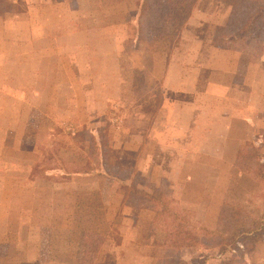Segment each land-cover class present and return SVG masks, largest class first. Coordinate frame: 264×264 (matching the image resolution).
Returning a JSON list of instances; mask_svg holds the SVG:
<instances>
[{"label":"rangeland","instance_id":"rangeland-1","mask_svg":"<svg viewBox=\"0 0 264 264\" xmlns=\"http://www.w3.org/2000/svg\"><path fill=\"white\" fill-rule=\"evenodd\" d=\"M66 1L0 0V264H264V235L244 236L264 212V114L228 132L201 82L186 98L157 80L170 43L139 39L141 0ZM235 2L200 0L197 37L235 32ZM167 99L189 109L156 112Z\"/></svg>","mask_w":264,"mask_h":264},{"label":"crops","instance_id":"crops-1","mask_svg":"<svg viewBox=\"0 0 264 264\" xmlns=\"http://www.w3.org/2000/svg\"><path fill=\"white\" fill-rule=\"evenodd\" d=\"M34 1L27 0V3L33 4ZM42 3H52L59 7L62 4L66 5L67 1L42 0ZM198 3L200 0H197L177 44L172 47L168 46V52L164 59V72L157 80L177 82L176 94L184 91L186 98L193 96L194 83L201 82L200 85L196 84L197 91H202L203 98L210 97V102L211 100L218 102L219 106L215 111L224 114L223 120L220 121L223 123L221 127L230 132L236 130L235 128L242 127L239 125V121H242L243 118L252 114H261V112L264 114V107H262L264 105V48L259 56L253 58L252 55L256 52L224 49L215 45L213 40L202 41L197 37V34L199 27H203L202 24L206 19L198 16ZM139 5L138 3L137 8ZM186 46L192 48H186ZM218 55H221L222 59H219ZM157 57H159L158 54ZM188 100L186 99L184 110L189 109ZM156 108H158L156 112L160 111V114L162 111L173 112L175 108H179V110H175L177 112L184 111L182 104L174 107L169 104L168 99L163 105L161 103ZM198 109L204 113L208 110L211 111V106L210 104L206 107L202 105ZM212 109L214 111V108ZM158 127L157 120H155L153 124L155 140L160 138V132H156ZM257 127L261 129L264 128V125ZM233 141L236 142V137H233ZM237 143H242L240 138Z\"/></svg>","mask_w":264,"mask_h":264},{"label":"trees","instance_id":"trees-1","mask_svg":"<svg viewBox=\"0 0 264 264\" xmlns=\"http://www.w3.org/2000/svg\"><path fill=\"white\" fill-rule=\"evenodd\" d=\"M197 0H141L137 10L136 25L138 27L137 34L140 40L158 37V39L169 40L170 47L177 44L185 23L189 19L192 10L194 9ZM240 22L239 28L237 23ZM234 27L236 30L231 35H225L224 38H214V44L220 48H230L229 44H236L241 40L245 41L248 36L253 39L264 41V0H236L232 12L229 17L227 28ZM220 29V28H218ZM101 167L100 162L94 167ZM97 168H94L96 170ZM63 175L72 176L87 174L93 170V167H88L86 170L66 168ZM45 179H50L51 176L43 174V171H38ZM113 178L119 179L113 175ZM124 183V182H122ZM126 186V184H123ZM146 198L154 196L147 192L138 191ZM157 199V198H156ZM244 233V231H243ZM264 235V212L260 218L258 227L246 231L244 236L254 241L260 240ZM238 233L231 232V241L235 242L238 239ZM167 264H185L182 261H166Z\"/></svg>","mask_w":264,"mask_h":264}]
</instances>
